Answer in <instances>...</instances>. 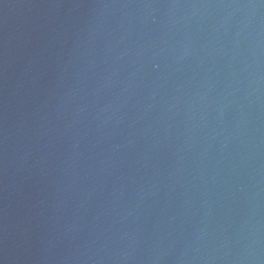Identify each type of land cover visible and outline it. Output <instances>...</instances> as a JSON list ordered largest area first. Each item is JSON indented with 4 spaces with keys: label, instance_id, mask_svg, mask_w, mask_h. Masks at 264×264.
Here are the masks:
<instances>
[{
    "label": "water",
    "instance_id": "obj_1",
    "mask_svg": "<svg viewBox=\"0 0 264 264\" xmlns=\"http://www.w3.org/2000/svg\"><path fill=\"white\" fill-rule=\"evenodd\" d=\"M0 264H264V0H0Z\"/></svg>",
    "mask_w": 264,
    "mask_h": 264
}]
</instances>
